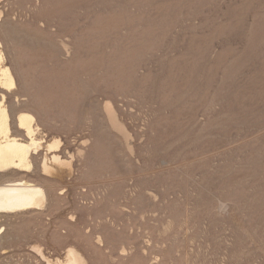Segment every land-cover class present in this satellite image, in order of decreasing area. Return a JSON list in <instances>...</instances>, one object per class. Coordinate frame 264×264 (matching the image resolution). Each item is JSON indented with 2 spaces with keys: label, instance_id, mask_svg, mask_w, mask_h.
Instances as JSON below:
<instances>
[{
  "label": "rangeland",
  "instance_id": "obj_1",
  "mask_svg": "<svg viewBox=\"0 0 264 264\" xmlns=\"http://www.w3.org/2000/svg\"><path fill=\"white\" fill-rule=\"evenodd\" d=\"M2 4L9 60L49 89L72 153L88 122L65 198L78 219L58 241L41 233L48 254L88 241L96 264L121 247L143 264H264V0ZM25 243L7 246L14 259H32Z\"/></svg>",
  "mask_w": 264,
  "mask_h": 264
},
{
  "label": "bare ground",
  "instance_id": "obj_2",
  "mask_svg": "<svg viewBox=\"0 0 264 264\" xmlns=\"http://www.w3.org/2000/svg\"><path fill=\"white\" fill-rule=\"evenodd\" d=\"M3 1L0 0V4ZM3 5L0 6V250L3 255L0 264L104 261L99 246H86L88 241L84 246L69 243L60 254H48L42 243L41 233L45 235V231L52 240L58 241L75 227L80 209L78 202L72 200L70 206L65 205V198L67 191L74 190L68 179H76V153L85 159L86 149L91 144L83 132L88 122L85 119L80 124L83 131L74 140L78 152L72 153L68 150L73 147L71 140L59 132L61 126L57 117L43 99V95L49 96V89L31 85L19 71L20 65L9 60L6 42L12 40L13 29L8 24L9 9ZM50 43L55 45L54 41ZM103 113L107 124L119 132L132 149L129 140L133 134L121 120L113 99L104 101ZM67 128L70 127L67 125ZM65 186L70 188L63 190ZM98 240L102 242V237L98 236ZM24 241L25 246H31L32 259L31 256L27 260L14 259L7 246H19ZM127 250L121 247L117 253L110 252L116 264H143L142 256H129Z\"/></svg>",
  "mask_w": 264,
  "mask_h": 264
}]
</instances>
